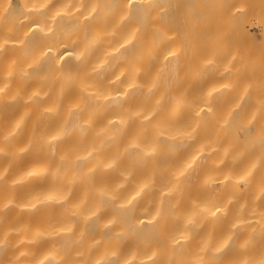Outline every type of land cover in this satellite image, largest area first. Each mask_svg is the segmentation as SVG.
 Returning a JSON list of instances; mask_svg holds the SVG:
<instances>
[{"label": "bare ground", "instance_id": "obj_1", "mask_svg": "<svg viewBox=\"0 0 264 264\" xmlns=\"http://www.w3.org/2000/svg\"><path fill=\"white\" fill-rule=\"evenodd\" d=\"M199 1L203 45L180 31L194 54L163 60L175 5L0 0L21 54L0 66V264H264V0L240 1L238 120L233 5Z\"/></svg>", "mask_w": 264, "mask_h": 264}, {"label": "rangeland", "instance_id": "obj_2", "mask_svg": "<svg viewBox=\"0 0 264 264\" xmlns=\"http://www.w3.org/2000/svg\"><path fill=\"white\" fill-rule=\"evenodd\" d=\"M176 1H177V3H179L178 7H176ZM180 1L181 0H169V1H166V2H159V0H147V2L151 4V10H150L151 13L150 14L151 15H159L158 18H154V22L155 23H153V24H156V22L158 20H159L158 23L162 22V20H163L161 15H160V13H158V11L153 12L154 9H160L161 10L162 8H165V7L174 8V5H175V8L177 10V12H175V8H174V10H172V8H171L170 10H172V12L174 11V13H176V14L174 15V13L172 14V12H169L168 15L165 16V22L168 25L167 30H168V33L170 34V39L167 40L166 52H165V55L163 57V60H165V59L169 60V55L174 54L175 52H176L175 55H178L180 53L179 51H182L181 53L184 54V55H186V53H187L186 56L194 54L193 51L191 50V48L194 45H196L195 43L197 42V41L195 42L196 38L193 39V36L195 37V35H196V31L194 32L195 35H193V33H191L193 36H191V34L187 35L184 32H187V30L189 31L190 27L189 28L187 27L188 24H189L187 22H191L190 24H192V21H193L192 18L195 15V14L193 15V13L195 12V9H198V7H196V4L194 3V0H193V4L196 7L195 8L193 6V8H195L194 12H193V9L190 10L192 4L189 3V1L192 2V0H187V1L183 0V2H181L182 6L180 5ZM240 1H242V0H231V5L229 4V6L233 5V7L231 9V7L228 6L230 8L229 9L230 10V14L228 13L229 16L226 14L228 12V8H226L227 11L225 10V11H223V13L220 12L222 16H224L225 14L227 15V17H228L227 20L229 19L228 21L231 22V23H228V25H230V27L229 26H224V22H223L222 17H221V20H220V16H221L220 14H218L219 19L217 18L218 16L216 15L217 16L216 19H217V21H219L220 27L224 28V30L227 29V27H228L227 32L225 33L226 35L225 34L223 35L222 40L223 39H224V41L226 40L224 44H225L226 47L228 46L227 47V51H228L227 55H228V57H230L229 55L231 54V57L229 58V59H231V62H230L231 76H230V78L233 81L234 85L240 83V85L238 86V88L236 90L238 92H233V94L229 97L227 109H228V112L230 113V120H238L239 119V115L237 114L238 110L240 109V103H239V100H238L239 98L238 97H239V94H240L239 91H240V86H241V83H242L241 79H243V71H242V69H243L242 65L243 64H242V60L241 59H242V56H243L242 52L244 51V47L242 46L243 45V38H242L243 36H242V34L244 32L246 33L247 27H246V25L243 26L244 25V19H241V18H243V16H242L240 10H242L243 7L240 9V6H242V3H240ZM195 2H196V0H195ZM199 2L202 3L203 0H200ZM199 2L197 3L198 6L200 5ZM154 3H156V4L158 3L159 7H155ZM187 3L189 5H186ZM161 4H163V5H161ZM189 7H190V9H189ZM237 7H238L239 10L237 9ZM178 8H179V10H178ZM181 9L184 10V11H181ZM199 9H200V6H199ZM189 11L193 15V17L192 16L190 17L191 19L189 18V16L191 15V13H189ZM178 12H180V16H181L180 19H179V13ZM198 12L201 13L202 10L200 9ZM203 12L205 13V11H203ZM119 14H121V13H119V12L116 13L117 16ZM107 15L113 16V13H102L100 17L106 18ZM187 15H188L189 21H188V19L186 20ZM200 15H197L198 19L200 18ZM226 15H225V18H226ZM94 16H95V18H98L99 13H94ZM225 18H224V21H225ZM193 19L195 20V18H193ZM184 20L186 22H184ZM227 20L225 21L226 25H227ZM181 23H184V25L182 26ZM137 25L140 26V28H141V30L138 31V33L144 32V30H145L144 24H142V22L139 21ZM180 26H181V28L183 27V29H181ZM184 27L187 29L186 31H185ZM195 27H196V25H195ZM221 28H220V30H221ZM224 30H222V33H223ZM108 31H111V29H109ZM180 31H181V34H182V38L179 36L180 35L179 34ZM193 31H194V29H193ZM18 33H19V28L17 27L16 16H13V14L10 13V12L7 13L1 6L0 7V40L15 42L16 39H18ZM227 33H229V34L227 35ZM183 36H184V39H183ZM185 36H186V39L188 37L189 39L191 38L192 41L194 40V42H192L190 40L191 43L189 42V39L187 40L188 44L190 43L192 45V43H193L192 47H190L191 45L189 46L187 44V42L183 43V44H185V46L182 45V40H180L179 38L183 39V41L185 42ZM224 36H226V37H224ZM197 40H198V37H197ZM179 41H181V44L179 43ZM199 41H200V43L197 42V45L199 43V45L202 46L203 45V43H202L203 41L200 40V39H199ZM179 44H180V46H179ZM228 49H230V52H229ZM183 50H184L185 53H183ZM181 53H180V57L183 59L182 56H184V55H181ZM191 53H193V54H191ZM20 55H21L20 54V50L17 48L16 45L13 46V47H10L8 49V51L5 52L3 55L0 54V58H1L0 66L1 67H9V68L13 67L17 63V57L20 56ZM203 56H205V55L203 54ZM184 58H186V57L184 56ZM137 64L138 65L141 64V59L140 58H137ZM184 64H185V66L188 65V64L185 63V59H184ZM192 69H195V68H192ZM191 72H194V70L191 71ZM188 73L190 74V76L194 75V74L190 73V69H189ZM230 83H232V82H230ZM153 87H155V86H153Z\"/></svg>", "mask_w": 264, "mask_h": 264}]
</instances>
